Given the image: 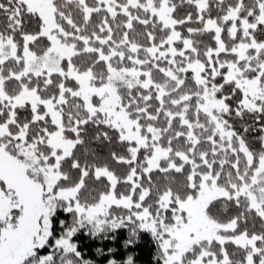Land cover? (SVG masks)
Wrapping results in <instances>:
<instances>
[{
  "label": "snow or ice",
  "instance_id": "obj_1",
  "mask_svg": "<svg viewBox=\"0 0 264 264\" xmlns=\"http://www.w3.org/2000/svg\"><path fill=\"white\" fill-rule=\"evenodd\" d=\"M142 259L264 264V0H0V264Z\"/></svg>",
  "mask_w": 264,
  "mask_h": 264
},
{
  "label": "trees",
  "instance_id": "obj_2",
  "mask_svg": "<svg viewBox=\"0 0 264 264\" xmlns=\"http://www.w3.org/2000/svg\"><path fill=\"white\" fill-rule=\"evenodd\" d=\"M253 143H256L255 140H253ZM105 153L107 152V149L104 150ZM142 247L144 248V252L143 254L140 253L139 251L137 252V255H142V256H147L148 255V250L149 249H153V245L151 243H145V242H142ZM87 252V250H85ZM154 251V249H153ZM139 264H147V262L145 260H141L139 262Z\"/></svg>",
  "mask_w": 264,
  "mask_h": 264
}]
</instances>
